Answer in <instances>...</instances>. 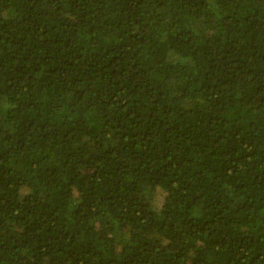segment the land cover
Wrapping results in <instances>:
<instances>
[{"label": "trees", "instance_id": "1", "mask_svg": "<svg viewBox=\"0 0 264 264\" xmlns=\"http://www.w3.org/2000/svg\"><path fill=\"white\" fill-rule=\"evenodd\" d=\"M0 264H264V0H0Z\"/></svg>", "mask_w": 264, "mask_h": 264}, {"label": "rangeland", "instance_id": "2", "mask_svg": "<svg viewBox=\"0 0 264 264\" xmlns=\"http://www.w3.org/2000/svg\"><path fill=\"white\" fill-rule=\"evenodd\" d=\"M160 202H161L160 199H158L157 202H156V205L159 206Z\"/></svg>", "mask_w": 264, "mask_h": 264}]
</instances>
